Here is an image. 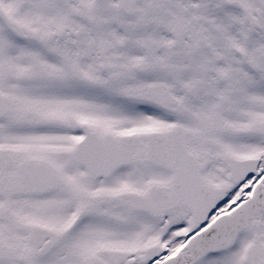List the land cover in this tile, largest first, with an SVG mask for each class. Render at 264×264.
<instances>
[{"label": "snow or ice", "instance_id": "snow-or-ice-1", "mask_svg": "<svg viewBox=\"0 0 264 264\" xmlns=\"http://www.w3.org/2000/svg\"><path fill=\"white\" fill-rule=\"evenodd\" d=\"M0 264H264V0H0Z\"/></svg>", "mask_w": 264, "mask_h": 264}]
</instances>
